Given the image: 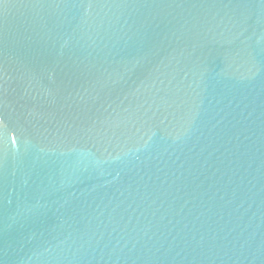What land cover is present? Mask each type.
I'll return each instance as SVG.
<instances>
[{"label": "water", "instance_id": "1", "mask_svg": "<svg viewBox=\"0 0 264 264\" xmlns=\"http://www.w3.org/2000/svg\"><path fill=\"white\" fill-rule=\"evenodd\" d=\"M0 264H264V0H0Z\"/></svg>", "mask_w": 264, "mask_h": 264}]
</instances>
